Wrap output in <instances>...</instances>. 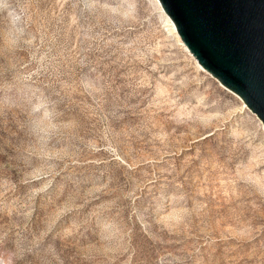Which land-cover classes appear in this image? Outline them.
<instances>
[{
  "label": "rangeland",
  "instance_id": "rangeland-1",
  "mask_svg": "<svg viewBox=\"0 0 264 264\" xmlns=\"http://www.w3.org/2000/svg\"><path fill=\"white\" fill-rule=\"evenodd\" d=\"M237 96L153 0H0V264H264Z\"/></svg>",
  "mask_w": 264,
  "mask_h": 264
},
{
  "label": "water",
  "instance_id": "water-1",
  "mask_svg": "<svg viewBox=\"0 0 264 264\" xmlns=\"http://www.w3.org/2000/svg\"><path fill=\"white\" fill-rule=\"evenodd\" d=\"M198 64L264 125V0H159Z\"/></svg>",
  "mask_w": 264,
  "mask_h": 264
},
{
  "label": "bare ground",
  "instance_id": "bare-ground-1",
  "mask_svg": "<svg viewBox=\"0 0 264 264\" xmlns=\"http://www.w3.org/2000/svg\"><path fill=\"white\" fill-rule=\"evenodd\" d=\"M156 4V6L159 9L160 14L162 15V17L164 18V22H165V26L167 27V31L173 35L178 43L179 46H181L191 57V59L194 61L196 67H198L199 69H202L201 66L198 64L197 60L193 57V55L187 50V48L185 47V45L183 44L182 40L180 39L179 35L177 34L175 25L173 23V21L169 18V16L163 11L161 4L159 3V0H153ZM204 70V69H202ZM205 71V70H204ZM208 73V72H207ZM209 74V73H208ZM210 75V74H209ZM221 85V84H220ZM222 86V85H221ZM240 100L241 98L239 96H237ZM243 105V104H242ZM262 128L264 129V126L262 124Z\"/></svg>",
  "mask_w": 264,
  "mask_h": 264
}]
</instances>
